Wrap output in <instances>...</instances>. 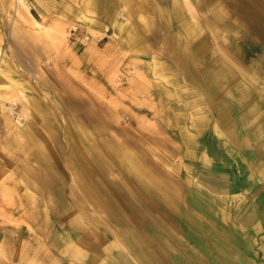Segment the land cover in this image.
<instances>
[{"label": "rangeland", "instance_id": "rangeland-1", "mask_svg": "<svg viewBox=\"0 0 264 264\" xmlns=\"http://www.w3.org/2000/svg\"><path fill=\"white\" fill-rule=\"evenodd\" d=\"M259 31L264 0H0V236L20 260L264 257Z\"/></svg>", "mask_w": 264, "mask_h": 264}, {"label": "crops", "instance_id": "crops-1", "mask_svg": "<svg viewBox=\"0 0 264 264\" xmlns=\"http://www.w3.org/2000/svg\"><path fill=\"white\" fill-rule=\"evenodd\" d=\"M168 18L167 15H165ZM258 31V30H257ZM260 32V31H259ZM261 34H264L260 32ZM181 37V36H180ZM203 90V89H202ZM205 94L211 95V93L207 90H203ZM251 136L248 135L244 131L236 132L235 134L230 135V152L232 153L233 157L239 158V154L242 153V151H246L250 145L248 142L251 143ZM256 180H257V185L258 187L260 186L259 190H256L254 192H260L262 195H264V171H260L259 174H257ZM218 187L220 186H226L228 187L229 184H232V182L226 181L224 184L223 182H218L216 183ZM223 192V191H221ZM222 195V194H220ZM217 196V194H216ZM212 197L200 190L199 193V199L200 201H204L205 203H211L212 204ZM214 199V198H213ZM196 218V217H195ZM195 218H192L195 219ZM210 219V218H209ZM197 220V219H196ZM198 223V222H197ZM226 225L229 226L230 230H227ZM235 223L233 221H229L227 223L226 221H222L221 219L217 218H211V221L209 220L208 223V229L209 231H212L214 236L217 237L223 244L229 246L230 248H237L236 246H232L236 241H238L237 236L234 234L235 231H233ZM232 230V231H231ZM158 240L160 243H164L165 241L162 240V238L158 237ZM26 241L23 239V237L19 236L16 240L12 238H8L7 234H4L3 236H0V253L3 255H0V264H27L25 258L21 259V254L19 253L20 248L24 249L26 247ZM241 248H245V246H241ZM247 249L250 248V242L246 246ZM256 248V247H253ZM264 248V246H262ZM168 249V248H167ZM169 250V249H168ZM143 254V255H142ZM142 254H137V259L141 264H147L150 262L151 264H159L158 260L152 256L147 254V256L142 253ZM246 255V254H244ZM25 257V256H24ZM230 264H264V257H260L259 254L255 255V253L247 252L246 256L241 255H235V253H231L230 255ZM87 259L93 260L94 257L87 255ZM116 258H114L113 262L114 264H128L127 259H123L122 261Z\"/></svg>", "mask_w": 264, "mask_h": 264}, {"label": "bare ground", "instance_id": "bare-ground-1", "mask_svg": "<svg viewBox=\"0 0 264 264\" xmlns=\"http://www.w3.org/2000/svg\"><path fill=\"white\" fill-rule=\"evenodd\" d=\"M110 14V13H109ZM244 14V13H243ZM166 17V16H165ZM252 19V18H251ZM28 107V106H27ZM34 110V109H33ZM29 111V110H28ZM35 112V111H34ZM36 113V112H35ZM35 119V118H34ZM35 121V120H34ZM34 124V123H33ZM31 133H32V131H31ZM35 137H37V136H34V138ZM48 138V137H47ZM36 139V138H35ZM38 140V139H37ZM41 141V140H40ZM36 142H38V141H36ZM40 143V142H39ZM40 146H41V144H40ZM86 155L89 157V159H91L92 160V158H91V156L89 155V153H87V151H86ZM189 221V220H188ZM209 223V222H208Z\"/></svg>", "mask_w": 264, "mask_h": 264}]
</instances>
